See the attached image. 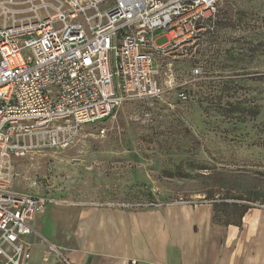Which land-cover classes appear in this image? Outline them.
Segmentation results:
<instances>
[{
	"label": "rangeland",
	"instance_id": "374dc122",
	"mask_svg": "<svg viewBox=\"0 0 264 264\" xmlns=\"http://www.w3.org/2000/svg\"><path fill=\"white\" fill-rule=\"evenodd\" d=\"M213 21L195 53L163 62L158 97L83 126L65 149L16 160L15 190L55 201L31 223L33 248L69 245L86 207L212 204L228 224L264 207V0H222Z\"/></svg>",
	"mask_w": 264,
	"mask_h": 264
},
{
	"label": "built area",
	"instance_id": "2783aa9c",
	"mask_svg": "<svg viewBox=\"0 0 264 264\" xmlns=\"http://www.w3.org/2000/svg\"><path fill=\"white\" fill-rule=\"evenodd\" d=\"M221 2L0 0V264L31 260V223L55 202L15 190L16 160L65 149L83 126L158 97L163 62L196 52ZM158 38L167 42L158 46Z\"/></svg>",
	"mask_w": 264,
	"mask_h": 264
},
{
	"label": "crops",
	"instance_id": "0c3cea01",
	"mask_svg": "<svg viewBox=\"0 0 264 264\" xmlns=\"http://www.w3.org/2000/svg\"><path fill=\"white\" fill-rule=\"evenodd\" d=\"M214 217L212 204L138 211L86 207L71 243L54 247L70 264H264V207L250 208L240 225ZM24 264L66 263L37 243Z\"/></svg>",
	"mask_w": 264,
	"mask_h": 264
},
{
	"label": "trees",
	"instance_id": "16d2710c",
	"mask_svg": "<svg viewBox=\"0 0 264 264\" xmlns=\"http://www.w3.org/2000/svg\"><path fill=\"white\" fill-rule=\"evenodd\" d=\"M219 206H215L214 207V210H215V221L219 224H224V225H227L228 222L224 221L222 216L220 215L219 213V209H218ZM235 207H237V205H235ZM243 212L241 213L240 217L238 218V221L234 222V223H237L238 225L241 224V221H242V218L244 217L245 213L250 209V207H244L243 208ZM230 223H233V222H230ZM229 223V224H230Z\"/></svg>",
	"mask_w": 264,
	"mask_h": 264
}]
</instances>
